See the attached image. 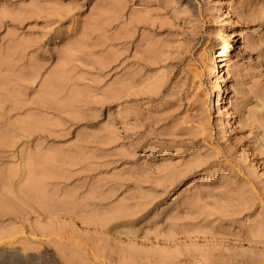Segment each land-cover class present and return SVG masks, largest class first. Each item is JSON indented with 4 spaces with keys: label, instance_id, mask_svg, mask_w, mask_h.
Returning a JSON list of instances; mask_svg holds the SVG:
<instances>
[{
    "label": "rangeland",
    "instance_id": "rangeland-1",
    "mask_svg": "<svg viewBox=\"0 0 264 264\" xmlns=\"http://www.w3.org/2000/svg\"><path fill=\"white\" fill-rule=\"evenodd\" d=\"M221 28L228 62L210 76ZM2 127L9 205L79 200L73 210L89 213L76 219L62 203L42 239L0 214V264L264 258L245 240L250 224L264 227V0H0ZM37 217L33 228L52 224ZM84 220H104L106 236ZM9 230L32 261L9 254L23 248L9 247Z\"/></svg>",
    "mask_w": 264,
    "mask_h": 264
},
{
    "label": "bare ground",
    "instance_id": "bare-ground-1",
    "mask_svg": "<svg viewBox=\"0 0 264 264\" xmlns=\"http://www.w3.org/2000/svg\"><path fill=\"white\" fill-rule=\"evenodd\" d=\"M126 1V0H125ZM210 2H213V1H210ZM213 4V7H212V14H216V13H218V12H220L221 11V9H220V7H221V2L220 1H216V2H214V3H212ZM120 10H122V9H120ZM135 25H136V23H135ZM219 44H221V46H219ZM223 44V45H222ZM215 48H220V50L219 51H217L216 53H214L215 54V57L216 58H218V61L214 64V66H213V68L212 69H210L209 70V73L208 74H210V76H215V75H218V74H221V72H222V70L225 68V66H226V64H227V62H228V57H227V55H228V48H230V42H229V40H228V37H227V35H226V33H225V31H224V29L223 28H221V29H219L218 31H217V43L215 44V47H211V51H213V49H215ZM136 53V52H135ZM144 53V52H143ZM139 54V53H138ZM146 56V55H145ZM139 57V56H138ZM149 61V60H148ZM220 70V71H219ZM134 83V82H133ZM222 100H223V94H220V93H218L217 94V96H216V99H215V101H214V103H213V105H212V108H216V111L219 113V114H221V106H222ZM40 101V100H39ZM225 114V120H223V121H220L219 122V128L220 129H224L225 127H227V126H229V124H230V116H229V114L228 113H224ZM29 124H30V122H29ZM3 125V124H2ZM32 125V124H31ZM28 126V125H27ZM19 127H21V126H19ZM34 127V126H33ZM32 127V128H33ZM20 130V129H19ZM22 130V129H21ZM20 130V131H21ZM25 130V129H24ZM29 130V129H28ZM27 130V131H28ZM37 130V129H36ZM9 131H11V130H9ZM9 131H8V134H9ZM16 131V130H15ZM7 132V129L6 128H4V127H2V128H0V135L1 134H3V133H6ZM12 132V131H11ZM10 132V133H11ZM17 133H18V131H16ZM26 132V131H25ZM14 133V132H13ZM27 133V132H26ZM7 134V133H6ZM28 134V133H27ZM10 135V134H9ZM14 136H15V134H14ZM10 137V136H9ZM1 148V147H0ZM1 153V152H0ZM1 155V154H0ZM2 158V157H1ZM45 160V159H44ZM27 164V163H26ZM28 169V168H27ZM29 170V169H28ZM29 171H31V170H29ZM23 172H24V170H23ZM27 172V171H26ZM38 172V171H37ZM27 174V173H26ZM35 174V173H34ZM7 175H9V174H7ZM36 175V174H35ZM38 175V174H37ZM43 175V174H42ZM45 175V174H44ZM22 176H23V173H22ZM24 176H25V174H24ZM29 177H32V176H30V175H28ZM34 176V175H33ZM39 176V175H38ZM5 177V176H4ZM35 178H36V176H35ZM10 178L9 177H6V179L4 180V181H2L1 179V181H0V205H1V201H3V203H4V201L5 202H7V205H5L6 206V208L8 209V205H9V203H8V200L6 201V199L5 198H7L6 196L8 195H10V196H12L10 193H8V189H9V184H10V182L8 181ZM30 179V178H29ZM27 180H28V178H27ZM31 180V179H30ZM34 181V180H33ZM26 182V181H25ZM29 182V181H28ZM27 183V182H26ZM40 184V183H39ZM27 186H29V183L27 184ZM34 186V185H33ZM35 187V186H34ZM37 187V186H36ZM39 187V186H38ZM1 188H8L7 189V192L6 193H3V191L5 190V189H1ZM27 189H30V187L29 188H27ZM38 189V188H37ZM40 189V188H39ZM2 190V191H1ZM23 190V189H22ZM32 190H36L35 188L33 189L32 188ZM6 191V190H5ZM28 191H30V190H28ZM35 192H39L38 190H36ZM41 192V191H40ZM39 192V193H40ZM27 193V192H26ZM29 193V192H28ZM20 194H21V192H20ZM31 194V193H30ZM36 194V193H35ZM35 194H34V196H35ZM23 195V194H22ZM31 195H33V194H31ZM41 195V194H40ZM15 197V196H14ZM16 197H18V196H16ZM24 197V196H23ZM67 197V196H66ZM22 198V197H21ZM28 198V197H27ZM44 198V197H43ZM41 199V198H37V197H33V198H29V200H24V199H20V197H19V199H16L17 201L15 202V201H13V202H11V204L9 205V209L7 210L5 207L4 208H2V209H0V214H1V217H4L5 218V222H6V224H8V226L9 225H11L12 226V224L13 223H15V225L17 224V223H19V226H21L20 227V229L21 228H23L24 226H25V224L26 225H28L27 227H28V231H30V234H31V236H32V238H36L37 239V236H39L41 239L42 238H45L46 236H50V235H52V233L55 231V230H57L55 227V223L57 222L56 221V219L57 218H59V217H57V215H55V214H59V213H61V211L63 210L65 213H66V211H68V209H67V207H65L64 205H69L70 207H72L71 209H69L71 212H67V214H69V216L71 215V216H74V218H78V217H80V216H82V215H84L83 214V209L85 208L84 206H82V208H81V210L80 211H82V212H77L76 210V208L78 207L77 205L79 204L80 205V203H78V201H70V202H68V203H64V202H57V203H55V202H53L52 201V199L50 200L49 198H44V199ZM85 198V197H84ZM8 199V198H7ZM14 199V198H13ZM14 199V200H15ZM26 199V198H25ZM74 199V198H73ZM89 199V198H88ZM91 200V199H90ZM69 201V200H68ZM9 202H10V200H9ZM74 202V203H73ZM80 202V201H79ZM2 203V204H3ZM64 205H63V204ZM76 203V204H75ZM84 203V202H83ZM2 206V205H1ZM1 206H0V208H1ZM65 207L67 210H64V209H62L61 210V207ZM81 206V205H80ZM79 206V207H80ZM88 206V205H87ZM86 206V207H87ZM23 207H25V208H27V209H24ZM79 207H78V209H79ZM11 208V209H10ZM73 208L74 209H76L75 211L73 210ZM88 208V207H87ZM103 208V207H102ZM95 209V208H94ZM100 209V208H99ZM12 210L14 211V213L12 212ZM73 211V212H72ZM84 211H85V215L87 214V213H89V212H87L86 213V210L84 209ZM90 211V210H89ZM116 211V210H115ZM106 212V211H105ZM120 212V211H119ZM130 212V211H129ZM65 213H63V214H65ZM102 213V212H101ZM31 214H34L35 216H47V218L49 217L50 218V223H52L51 225H40V222L38 221H36L33 225H34V228H33V226H31L28 222V219H27V216L28 215H31ZM91 214V213H90ZM61 215V214H60ZM92 215V214H91ZM94 215V214H93ZM115 215V214H114ZM114 215H113V217H114ZM0 217V218H1ZM37 217V218H38ZM83 217V216H82ZM84 217H87V215L86 216H84ZM122 218V217H121ZM73 219V218H72ZM119 219V218H118ZM4 220V219H3ZM91 220V219H90ZM105 220V219H104ZM104 220L102 221H100V223L99 222H96L97 223V225H100V227L98 228L97 227V225H96V223H93L92 221H90L91 223H93L92 225L91 224H89L90 222L89 221H85V225H86V223H87V225H86V227H92V229L94 230V231H96V234H97V231L98 232H100V233H102L103 234V231H102V229L104 230V228L106 227H104L102 224H103V222H104ZM109 220V219H108ZM76 222V221H75ZM82 222V221H81ZM106 222H108L107 220H106ZM262 222V221H261ZM260 222V223H261ZM82 223V224H83ZM99 223V224H98ZM102 223V224H101ZM105 223V222H104ZM258 223V225L256 224H250L248 227H247V229H246V231H245V233H246V236H245V240H246V244H247V246L249 247V248H251L252 250H255V251H259V252H261L262 254L264 253V227L262 226H259L260 224H259V222H257ZM83 224V225H84ZM3 225V224H2ZM18 225V224H17ZM37 225L39 226V228L37 229L36 227H37ZM93 225H94V227H93ZM105 225V224H104ZM264 225V224H263ZM7 226V225H6ZM101 226H103V227H101ZM8 228V227H7ZM36 228V229H35ZM170 228V227H169ZM5 229V228H4ZM13 229V228H12ZM105 229H107V228H105ZM59 230V229H58ZM90 230V229H89ZM93 230H91V231H93ZM122 230V229H121ZM168 230V229H167ZM25 231V230H24ZM53 231V232H52ZM105 232V236H106V230H104ZM110 231V230H109ZM9 235H8V245H9V247L11 246L12 247V244H17L18 243V245H20L21 243V246L23 247V245H26V243L24 244V242L23 241H25V240H23V238L20 236V237H18V235L16 236L14 233H15V231H13L12 233H11V231L9 230ZM115 232H116V230H115ZM128 232V231H127ZM171 232V231H170ZM17 233V232H16ZM21 233H22V231H21ZM161 233V232H160ZM168 233V232H167ZM18 234V233H17ZM70 234V233H69ZM108 234V233H107ZM155 234H156V232H155ZM21 235V234H20ZM163 235V234H162ZM168 235H171V233L169 234L168 233ZM209 235H210V237L213 239V241H215L216 240V243H218V244H220V242H219V240H217L216 239V236L215 235H213V234H211V233H209ZM7 236V235H6ZM34 236V237H33ZM165 237H166V235H164ZM172 236V235H171ZM93 237V236H92ZM7 238V237H6ZM26 239V238H25ZM244 240V241H245ZM27 241V240H26ZM35 241V240H34ZM37 241V240H36ZM50 241V240H49ZM62 241V240H61ZM86 241V240H85ZM164 241V240H163ZM38 242H42L40 239H38ZM132 242V241H131ZM169 242V241H168ZM20 243V244H19ZM29 243H31L30 241H29ZM51 243H52V241H51ZM7 244V243H6ZM42 244V243H41ZM130 244V243H129ZM169 244V243H168ZM7 246V245H6ZM14 246V245H13ZM87 246V245H86ZM79 247V246H78ZM136 247V246H135ZM19 248V247H18ZM77 248V247H76ZM97 248V247H96ZM164 248V247H163ZM17 249V248H16ZM24 249L26 250V247L24 248H20V252H16V250L15 251H10L9 250V254L10 255H13V256H15V257H17L19 260H21L20 258H25V253H24ZM29 249V248H28ZM101 249V248H100ZM137 249V248H136ZM14 250V249H13ZM78 250V249H77ZM82 250V249H81ZM112 250V249H111ZM29 251V250H28ZM92 251H93V249H92ZM8 252V251H7ZM68 252V251H67ZM94 252V251H93ZM129 252V251H128ZM78 253V252H77ZM86 253V252H85ZM96 253V252H95ZM101 253V252H100ZM132 253H133V251H132ZM137 253V252H136ZM159 253V252H158ZM134 255V254H133ZM174 256V255H173ZM202 256L203 257H205V258H209V259H213V255L212 254H208V253H202ZM12 257V256H11ZM27 257V256H26ZM263 257H264V255H263ZM221 258V257H220ZM26 259V258H25ZM258 259V260H257ZM256 260H252L253 262L251 263V264H264V258H261V259H259V258H257ZM17 260V259H16ZM27 260V259H26ZM28 260L29 261H32L31 260V258H28ZM27 260V261H28Z\"/></svg>",
    "mask_w": 264,
    "mask_h": 264
}]
</instances>
